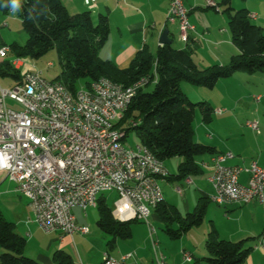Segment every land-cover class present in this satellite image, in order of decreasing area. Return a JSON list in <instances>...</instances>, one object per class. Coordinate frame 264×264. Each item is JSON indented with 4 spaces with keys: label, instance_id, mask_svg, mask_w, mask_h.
Here are the masks:
<instances>
[{
    "label": "crops",
    "instance_id": "0c3cea01",
    "mask_svg": "<svg viewBox=\"0 0 264 264\" xmlns=\"http://www.w3.org/2000/svg\"><path fill=\"white\" fill-rule=\"evenodd\" d=\"M208 1L214 2L217 8L210 7ZM230 1L235 10L241 7V9H246L250 15H256V18H251V21L261 28L264 35V0ZM183 2L189 10V21L195 26L197 32L192 34L188 44L179 40L177 25L167 23L168 0H96L92 6H88L85 0H62V3L73 15L87 11L92 12L94 23L100 14L108 16L109 40L100 50L99 55L102 59L113 62L121 69L128 68L136 55L145 49L156 56L158 48L163 46L160 44V37L166 28L169 29V37L172 39L173 45L177 37L179 46L176 48L193 51L192 59L200 69H207L214 65H227L232 57L239 54V50L232 41V34L228 26L229 16L224 12L226 7L222 4L223 0H183ZM22 31L24 29L17 14L14 12L5 13L0 8V48L13 43L20 45L19 38H22L24 33ZM7 61L20 72L23 68L26 70L36 69L24 58H17L11 53L6 58L0 59V66ZM0 77L13 79L9 76ZM13 80L15 85L20 82ZM190 85L192 84L183 85L182 83L181 85L187 95L188 92L195 89L194 85ZM0 89H2L1 84ZM214 89L217 91L216 96L214 95L215 98L212 96L210 99L205 94L206 92H202L205 90H197L204 93L198 96V102H205L206 107L212 108L213 111L210 121L206 122L201 110V115L195 121L196 126H194L195 141L216 150L214 155L205 154L207 158L199 160L197 158L198 164L203 169V174L194 177L204 176V179L196 182L197 192L191 202L193 204L196 202V208L201 201H204L206 210L202 224L207 221L202 226V237L199 242L195 243L189 240L193 245L184 244L183 247L176 250L163 235L159 234L158 236L157 233L155 240H157L158 246L155 248L149 235V229L146 226L137 225L142 223L141 221L132 223L130 238H114L105 234L99 227L98 207L88 208L86 214L81 208L73 209L77 224L89 228V233L86 235L76 233L70 236L61 232L45 233L35 222L29 200L16 191L14 182L5 174H0V208L4 216L5 210L14 216L15 219H10L11 222L16 224L17 233L27 241L25 255L36 259L40 264H55L54 254L60 250L71 255L75 264H104L106 253H109L115 260H120L122 256L132 253L133 257L125 264H157V255H163L166 264H202L201 259H195V255L192 256L191 261H185L184 253H189V249L193 248L200 250L203 245L206 248L209 233L215 231L221 240L235 243L246 242L245 248L252 250L243 264H255L257 252H260L256 251L255 247L264 235L263 206L258 202L247 205H216L210 200L214 189L209 182V177L213 172L212 158L217 154L232 153L234 157L225 163L229 166H241L247 169L253 162H256L264 167V73L237 72L230 78L221 79ZM254 96H261V102L256 103ZM219 109L223 110L222 114L216 113ZM242 118L246 119L244 123H241ZM252 120L259 122L260 133L254 132L247 126V122ZM182 180L185 179H177L175 175L159 180L165 204L175 207L181 215L180 205L174 203L176 200L174 195L178 192L172 190L171 185ZM248 180L249 173L245 171L240 176V182L247 184ZM6 181L10 182L14 188L8 186L3 189ZM185 183L187 184L186 181ZM178 188L183 191L177 185ZM105 193L98 197V202L103 198L107 203ZM188 194L189 189L185 193L183 191V195L178 193L179 197L185 200V205L189 210ZM14 195L19 196L21 200H15ZM89 209H97L98 217L94 212L88 213ZM110 209L112 217L118 222L136 221L131 213L125 214L122 221L115 214L114 208ZM151 218L162 223L155 210ZM40 231L45 233V239L48 242L39 247L36 253H33L32 243L35 242ZM111 241H113V246L110 247L109 242ZM250 242L255 247L251 246ZM176 252L177 254H175ZM261 252L264 257V250ZM1 253L2 248L0 247ZM205 258L207 257H203L202 260Z\"/></svg>",
    "mask_w": 264,
    "mask_h": 264
},
{
    "label": "built area",
    "instance_id": "2783aa9c",
    "mask_svg": "<svg viewBox=\"0 0 264 264\" xmlns=\"http://www.w3.org/2000/svg\"><path fill=\"white\" fill-rule=\"evenodd\" d=\"M168 1L167 23L176 24L179 40L188 44L197 33L189 21V10L183 0ZM85 3L92 6L96 0ZM208 5L217 8L212 1ZM9 53L10 47H1L0 59ZM21 77L11 89L0 90V174L29 200L41 230L70 236L88 234V227L77 224L73 209L81 208L86 214L88 208L98 206L101 194L116 192L115 214L123 221V216L131 213L133 219L146 223L156 248L157 230L151 217L164 201L159 180L170 173L165 163L156 162V156L141 158L136 148H117L116 144L117 134L126 133L117 124L151 79L129 87L109 79L108 87H99L95 81L76 91L75 100H68L66 86L48 80L42 71L27 70ZM8 100L18 107L10 106ZM261 100V96H254L256 103ZM247 126L260 133L258 121H248ZM233 157L223 153L212 158L215 179H209L214 189L210 200L218 206L258 202L264 208V167L256 162L247 169L226 165ZM245 171L249 173L247 184L240 182ZM186 182L190 185L193 180L189 177ZM177 192L183 195L180 188ZM255 249L264 250V235ZM132 257L129 253L115 260L106 253L104 264H125ZM156 258L157 264H166L163 255ZM184 260L191 261L192 255L184 253Z\"/></svg>",
    "mask_w": 264,
    "mask_h": 264
},
{
    "label": "trees",
    "instance_id": "16d2710c",
    "mask_svg": "<svg viewBox=\"0 0 264 264\" xmlns=\"http://www.w3.org/2000/svg\"><path fill=\"white\" fill-rule=\"evenodd\" d=\"M20 2L21 8L15 13L28 39L24 45L13 43L8 47L11 54L24 59H38L55 49L60 75L52 81L61 82L70 91L76 92L81 80L87 81V88L102 78L129 87L143 77L151 78L137 92L117 127L126 132L123 142H127L130 132L134 131L139 144L147 147L164 163L175 157L182 158L175 175L177 179L202 175L203 169L197 158L216 153L215 148L195 141L194 128L197 107L203 111L206 122L210 121L213 110L206 107L205 102H191L182 90V83L214 89L221 79L230 78L237 72L264 73V35L261 28L252 23L246 9L235 10L230 0H223L222 4L226 7L224 12L229 16L232 41L239 54L232 57L227 65H214L207 69H200L194 63L193 51L178 49L173 43L160 46L155 58L145 49L136 55L128 68L121 69L99 55L109 40L107 15L100 14L99 23L95 25L92 12L73 15L62 0ZM8 3L9 0H0V8L5 13L12 12L6 6ZM20 73L9 61L0 66V76H9L19 82L22 79ZM151 85H155L154 90L147 92L146 88ZM97 207L100 216L98 225L105 234L120 239L132 236L131 225L137 220L116 221L103 198L99 199ZM154 210L163 223V231L177 240L202 224L206 204L201 201L193 212L184 217L175 207L165 204V200ZM16 228V224L7 220L0 208L1 264H40L25 255L27 241L17 233ZM245 244L244 241L221 240L215 231H211L206 242L209 257L205 260L209 264H243L252 250L245 248ZM109 246H113V241L109 242ZM53 261L55 264H75L71 255L62 250L54 254Z\"/></svg>",
    "mask_w": 264,
    "mask_h": 264
},
{
    "label": "rangeland",
    "instance_id": "374dc122",
    "mask_svg": "<svg viewBox=\"0 0 264 264\" xmlns=\"http://www.w3.org/2000/svg\"><path fill=\"white\" fill-rule=\"evenodd\" d=\"M239 9H241V7H238L236 10H239ZM98 23H99V17L97 18L95 25H97ZM22 32H24V33H23L22 38H19L20 45H24L28 39L27 33L25 31H22ZM178 46H179L178 45V39L176 37L175 42H174V47H178ZM154 58H155V56H154ZM24 60L31 63V65H34V67H36L37 70L42 71L44 73V76L48 80H55L60 75V63H59V58H58V55H57V52L55 49H51L45 55H43L42 57H40L38 59H27V58H25ZM50 63H52L54 65V67L50 68L49 67ZM25 71H27L26 68H23V70L21 71L20 74L24 75ZM246 76H249V75L246 74ZM86 83H87L86 80L79 81L78 82V89L80 90L83 88H87ZM0 84H1L2 89H5V90L11 89L12 87L15 86V82L11 78H1L0 77ZM185 84L186 83H183V85H185ZM190 86H193V85H190ZM154 88H155V85H151V86L146 88V91L152 92L154 90ZM193 88H195V89H192L193 90L192 92H188V95L183 91L188 96L189 100L193 103H200V102H198V96L200 94L201 95L204 94L202 92H206L205 94L207 95V97H209V99L212 96H213V98H215L214 95L217 93V91H215V89H208V88L202 89L203 87H201V86L200 87L194 86ZM197 90H201V91L205 90V91L201 92V91H197ZM8 104L10 106H13L16 108L18 107L16 103H14L13 101H10V100H8ZM200 115H201V109L199 107H197L195 121L197 119H199ZM245 120H246L245 118H242L241 123H244ZM195 121H194V123H195L194 126H196ZM124 145L127 146L128 148H137L140 145L138 139L135 136L134 131L130 132V136L127 139V142H124ZM202 158H207V155L199 156L198 160L202 159ZM182 162H183L182 158L175 157V158H172L170 160H167L165 162V165H166V167H167V169L171 175H176V174H178V166ZM203 177L202 176L201 177H190L193 180V182H195L193 185H189L186 183L184 184V182L186 180H182L181 182H177V183H174V185L173 184L171 185L172 190H174L176 192H177V185H178V187H181L183 189L184 193L186 192L187 189H189V194H188V202L190 203V209L189 210L187 209V206L185 205V200L183 198H180L178 193H175V195H174V197L176 199L174 203H178L180 205V209H181V213H182L183 217L186 216L187 213L193 212L195 210L196 202H195V204H193V202H191V200H192L194 194L197 192L196 182L199 180H203L204 179ZM8 186L14 188V186L10 182L6 181L3 189L8 188ZM14 196H15L14 197L15 200H18V199L21 200L19 198V196H17V195H14ZM105 198L107 201V205L110 208H114L115 203L118 199V194L116 192H106ZM5 211H6L5 217L7 220L15 219L14 216L8 212V210H5ZM90 212H94L96 214V216L98 217L97 209H89L88 213H90ZM151 222H152V225L156 228L158 236H159V234L163 235L166 238V240L168 242H170L173 245V247L177 250L181 246L183 247L184 244H189L190 243L189 240L191 242H195V243L199 242V240L202 237V226H204L207 221H204V223L201 226L194 227L193 229H191L190 232L186 233L180 239H177V240L171 239L163 231V223L154 221L153 218H151ZM137 225L146 226L148 228L147 224L143 223V222L139 223ZM175 227L177 228L178 226L176 225ZM45 238H46L45 233L40 231V233H38V235H37L35 242L32 243V249L34 251L33 253H36L37 250L39 249V247L44 246L48 242ZM190 244H192V243H190ZM250 245L253 246L252 242H250ZM253 247H255V246H253ZM256 251H260V252H257L258 255L256 257L255 264H264V257L262 256L263 252H261V250H256ZM253 252H255V251H253ZM175 254H177V252ZM189 254L192 256L195 255V259H201L202 264H209L207 261L202 260L203 257H209V254L205 248V245H203L202 248H200V250H196V248L189 249ZM248 264H250V263H248Z\"/></svg>",
    "mask_w": 264,
    "mask_h": 264
},
{
    "label": "bare ground",
    "instance_id": "6f19581e",
    "mask_svg": "<svg viewBox=\"0 0 264 264\" xmlns=\"http://www.w3.org/2000/svg\"><path fill=\"white\" fill-rule=\"evenodd\" d=\"M150 79L151 78H149V77H143L141 80H139L134 85H141V83L147 82V80H150ZM97 84L99 87H108V80L105 78H102V79L97 81ZM66 97L68 100H75L76 99V92H72L66 87ZM125 136H126L125 133L117 134V137H116L117 148H125L126 147L124 145V142H123ZM136 149L141 154V158H155V156L150 152V150L143 145H139ZM156 162L157 163H164V162L160 161L159 159H157V157H156ZM209 179H215V171L212 172Z\"/></svg>",
    "mask_w": 264,
    "mask_h": 264
},
{
    "label": "water",
    "instance_id": "95a60500",
    "mask_svg": "<svg viewBox=\"0 0 264 264\" xmlns=\"http://www.w3.org/2000/svg\"><path fill=\"white\" fill-rule=\"evenodd\" d=\"M169 29H164L161 37H160V44L161 45H172L173 41L169 37Z\"/></svg>",
    "mask_w": 264,
    "mask_h": 264
},
{
    "label": "clouds",
    "instance_id": "9594fccd",
    "mask_svg": "<svg viewBox=\"0 0 264 264\" xmlns=\"http://www.w3.org/2000/svg\"><path fill=\"white\" fill-rule=\"evenodd\" d=\"M10 7L12 12H18L21 8V2L20 0H9V3L6 5Z\"/></svg>",
    "mask_w": 264,
    "mask_h": 264
}]
</instances>
